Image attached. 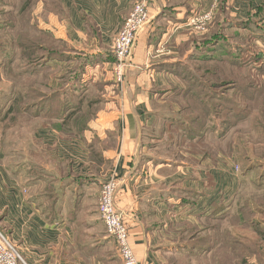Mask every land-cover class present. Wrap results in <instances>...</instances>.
I'll return each instance as SVG.
<instances>
[{"label": "crops", "instance_id": "obj_1", "mask_svg": "<svg viewBox=\"0 0 264 264\" xmlns=\"http://www.w3.org/2000/svg\"><path fill=\"white\" fill-rule=\"evenodd\" d=\"M135 1L0 0L1 105L15 108V97L35 92L47 97L37 110L14 114L6 130L9 137L23 121L30 163L14 164L15 150L0 149V232L28 264H122L97 211L111 173L138 264H164L182 229H202L214 208L223 209L219 217L236 198L234 158L230 166L227 158L185 152V162L159 153L176 156L169 113L179 110L171 98L182 91L176 75L187 55L229 30L264 44V0H147L150 21L118 86L113 41ZM209 11L205 32L176 30ZM20 35L37 62L18 47Z\"/></svg>", "mask_w": 264, "mask_h": 264}, {"label": "trees", "instance_id": "obj_2", "mask_svg": "<svg viewBox=\"0 0 264 264\" xmlns=\"http://www.w3.org/2000/svg\"><path fill=\"white\" fill-rule=\"evenodd\" d=\"M18 39L20 40V43H17L18 47L29 52L27 59L33 63L35 60L31 58V49L28 46L24 48L21 35ZM261 71L264 74L263 66ZM186 72L192 84H188L185 76L178 73L176 75L188 88L184 87L185 89L180 92L186 105L177 111L175 117L177 125L184 129L187 141L204 137L209 130L208 122L212 118L223 120L220 123L223 128L219 132L220 137H225L232 128L248 119L254 111L258 114L256 119L263 117L264 122V79L261 85L254 82L241 84L209 79L214 76L210 69L201 70L196 67ZM229 92H232L231 97L228 95ZM1 96L3 99L6 98V94ZM15 98L20 101L15 108L10 106L6 110L0 105L2 129L7 130L12 124V116L21 112V109L33 107L37 110L41 105L40 101H45L47 97L35 92L26 97L21 95ZM219 116L221 118H218ZM258 122L260 121H254L253 124L261 130L258 129L264 142V125ZM234 150L229 146L230 156L234 155ZM241 150L240 162L244 165L241 167L239 182L242 183L244 178L250 176L249 183L256 193L238 197L232 211L223 212L219 217H216V214L223 209L214 208L212 217L206 221L202 229L195 227L182 229L176 241L168 246L170 249L168 251L176 259H179L177 254L182 252L186 254L183 258L184 264H189L188 260L194 259V256L200 258L209 256L208 264H264V149L257 153L253 147L244 145ZM208 221L211 223H207Z\"/></svg>", "mask_w": 264, "mask_h": 264}, {"label": "rangeland", "instance_id": "obj_3", "mask_svg": "<svg viewBox=\"0 0 264 264\" xmlns=\"http://www.w3.org/2000/svg\"><path fill=\"white\" fill-rule=\"evenodd\" d=\"M230 31L231 30H229V32H224L218 35L214 39L216 40L215 43H213V45L211 46H207L206 51L204 49L205 46H202L203 43L199 42L201 43L200 46H196L195 48H193L187 55L189 56L188 59H183L186 62L183 63V67H180L177 70V73L179 75L185 76L188 84L191 83V80L189 79V74L186 71H188V69L198 67L201 70H212L214 76L209 79H213L215 81L221 80L241 84L254 82L257 85H261L264 79V74L261 73V68L262 66L264 67V44H257L255 41L249 43L246 35L232 36ZM188 33L193 34L195 32L190 31ZM191 36L198 43V38L193 35H189V37ZM217 40H219V43L216 45V43L218 42ZM17 63L22 64L23 61H17ZM16 83L19 87L25 85L23 78ZM180 83L182 85V90L188 88L187 84L181 81ZM0 91L7 93L6 73L3 70H0ZM228 95L231 97L232 92H229ZM202 97L203 96H201V98ZM6 99L7 97L3 99L0 95V105L1 103L5 105L7 101ZM171 103L173 107L177 109H181L186 105L182 98V93L180 95H177V98H171ZM5 108L7 110L8 105ZM5 108L3 109L4 112L6 111ZM169 115H171L172 117L175 116L174 113H169ZM257 115L258 114L256 111L252 112L248 119H245L243 122L238 123L229 131V133L225 137L219 136V132H221L223 129L220 125L223 120L212 118L210 122H208L209 130L206 132L205 136L194 141H187L184 129L177 125L173 129L174 132H170L172 133V135L174 134V137L172 139L173 141L175 140L173 151L176 156L172 157L169 154L166 156L165 153H159V155L168 157L175 161L183 160L185 162H188L189 159L184 156L185 152L189 153L191 156L195 154H205L210 159L227 158L226 163H228L229 165L231 164L230 159L234 158L238 164L239 169L237 174H240L241 167H243L244 165L242 162H240V155L242 153L241 148L244 147V145H246L247 147H253V149H255L257 153H259V150L264 149V142L261 140V137L259 135L260 129L258 128V130L253 124L254 121L258 120L260 121L258 122L260 123V125H264V122L262 121L263 117H259L256 119ZM218 118L221 117L219 116ZM22 124L23 121L20 120L21 127L19 131L15 129L14 131H12L13 133L10 134L9 137L7 136L6 128L2 129V124H0V149L3 150L4 153H6L7 151L11 152L12 150H15V156L11 161H14V164H23L25 162L24 165L27 166V163H30L31 161L28 154H30L31 152L32 145L29 141V131H24ZM229 146L235 149L233 156L229 155ZM228 174L232 175L231 173ZM250 179V176H247L246 178H244V180H242V183L239 182L240 187L236 198H234L233 201L228 202V204L226 205L227 212L232 211L234 205L236 204V201L238 200V197H245L256 193L249 183ZM207 223L211 222L208 221ZM177 256L179 257V259H176L175 256L171 255L166 256L164 259V264H184L185 261L183 258L184 256H186V254L182 252L177 254ZM188 261L189 264H208L209 256H206V258L194 256V259Z\"/></svg>", "mask_w": 264, "mask_h": 264}, {"label": "built area", "instance_id": "obj_4", "mask_svg": "<svg viewBox=\"0 0 264 264\" xmlns=\"http://www.w3.org/2000/svg\"><path fill=\"white\" fill-rule=\"evenodd\" d=\"M211 11L198 14L182 23L176 30L184 29L195 33L205 32L212 19ZM150 21L147 0H136L118 30L113 41L114 61L111 73L114 83L118 86L123 84L125 71L128 67V58L137 35L146 27ZM234 173L238 172V166L232 168ZM117 180L111 173L103 182L100 191L97 211L99 219L104 227L106 236L113 240L118 256L122 264H138L136 257L129 246L128 230L123 221L122 213L115 206L114 197ZM219 196L222 197L221 191ZM0 264H27L15 248L0 233Z\"/></svg>", "mask_w": 264, "mask_h": 264}]
</instances>
